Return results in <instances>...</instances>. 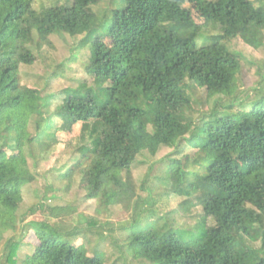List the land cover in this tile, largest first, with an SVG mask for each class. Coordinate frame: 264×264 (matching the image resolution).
Masks as SVG:
<instances>
[{
    "label": "trees",
    "instance_id": "trees-1",
    "mask_svg": "<svg viewBox=\"0 0 264 264\" xmlns=\"http://www.w3.org/2000/svg\"><path fill=\"white\" fill-rule=\"evenodd\" d=\"M32 2L0 0V264H264V63L256 69L259 98L239 102L243 56L227 45L264 44V0H120L101 18L92 8L101 0L39 11ZM66 34L82 36L75 51L89 48L93 83L57 94L22 85L19 66L35 63L33 43L50 47L51 35ZM199 89L214 99L206 111H195ZM76 126L79 155L60 179L79 175L97 211L126 210L108 233L104 225L51 222L63 208L48 207L46 218L18 214L22 186L34 180L28 158L36 166L52 148L60 152ZM163 147L173 153L151 163L137 185V157ZM171 193L202 208L194 227L159 212V198ZM30 230L38 243L19 257ZM89 234L97 235L92 247Z\"/></svg>",
    "mask_w": 264,
    "mask_h": 264
},
{
    "label": "rangeland",
    "instance_id": "rangeland-1",
    "mask_svg": "<svg viewBox=\"0 0 264 264\" xmlns=\"http://www.w3.org/2000/svg\"><path fill=\"white\" fill-rule=\"evenodd\" d=\"M120 0H101L98 5L93 6L94 12L98 17H102L103 13L109 8L116 5L119 6ZM72 0H33V9L39 11L44 7L64 5L70 6ZM258 5V2H256ZM196 16V15H195ZM198 17V16H196ZM216 28V27H215ZM219 29V27H217ZM206 32H215L213 28H207ZM82 36L71 37L68 34L64 36L51 35V46H43L40 49L31 46L36 61L33 65L21 64L19 66L20 82L22 85L45 93L57 94L59 91L66 88L77 87L80 83L92 84V77L86 72V66L89 62V48L84 50L75 51L74 47ZM264 40V38H263ZM34 41H38L35 36ZM228 47L243 56L242 68L238 75L239 86V102H249L252 99L259 98L260 90L258 85L259 77L256 69L264 63V44L259 48H254L244 42L241 38H235L227 43ZM77 56V62H71L73 55ZM251 62L252 65L248 63ZM195 99L199 103L195 105V111L204 110L213 106L214 99L209 100L205 98V92L199 89L195 93ZM60 105L59 97L53 101L52 111ZM235 110L240 109L237 105L234 106ZM60 120L56 118V126L60 125ZM65 144L60 152H57L56 147L46 152L43 157H38L36 166L34 161L28 158V166L34 174V180L22 186L23 203L22 208L19 210V217L26 214V219L36 216L46 218L48 217V207L63 208L60 218L50 217L51 222L63 221L68 226H97L104 225L102 229L104 233H108L112 227L118 222L125 220L129 214L121 205L111 206L107 213L97 211L96 202L92 199L86 198V191L82 187L81 178L79 175L74 176L70 180H62L60 176L64 173L76 160L79 155L78 149L81 146V133L78 126L73 127L70 132H66ZM173 148L163 147L155 156L148 154H141L137 157L136 163L132 166V174L136 184H140L144 177L148 166L160 159L161 157L172 154ZM195 150L187 148L185 154H194ZM157 172L155 171L154 174ZM69 184V186H67ZM165 187L160 185L154 191L162 192ZM189 199L187 195L171 193L168 197L163 196L159 198L157 207L161 214L171 212L169 216L174 219L176 225L180 228L194 227L199 221L202 214V208L196 206L193 198ZM42 204L43 208L38 209V205ZM36 207L35 214L29 212L30 207ZM211 218L208 219V225H212ZM9 232L5 237L10 236ZM119 233H116L118 235ZM97 238V235L89 234L87 239V246L92 247V243ZM86 239V240H87ZM91 241V242H90ZM247 242L257 248L260 245L258 241ZM24 245L19 257H23L24 253L32 250L31 246L38 243L36 234L30 230L24 238ZM30 244V246H28ZM101 249L105 251L107 260L111 263L116 260V255L113 253L112 248L107 242H100ZM0 243V257H1ZM117 264H121L120 261Z\"/></svg>",
    "mask_w": 264,
    "mask_h": 264
}]
</instances>
